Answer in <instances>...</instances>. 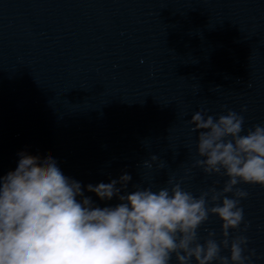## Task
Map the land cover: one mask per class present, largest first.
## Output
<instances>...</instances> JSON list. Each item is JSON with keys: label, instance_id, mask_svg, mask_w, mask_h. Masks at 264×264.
Listing matches in <instances>:
<instances>
[{"label": "clouds", "instance_id": "clouds-1", "mask_svg": "<svg viewBox=\"0 0 264 264\" xmlns=\"http://www.w3.org/2000/svg\"><path fill=\"white\" fill-rule=\"evenodd\" d=\"M188 123L199 130L196 166L228 178L221 191L213 187L197 197L169 180L171 188L135 185L128 192L125 173L86 186L102 201H119L100 207L51 154L20 153L15 170L0 175V264H171L173 257L176 264H245L247 237L229 240V230L244 221L240 200L248 193L236 186H264V126L242 134L244 117L231 110L216 119L198 111ZM210 214L222 221L219 243L214 232L200 242L198 229Z\"/></svg>", "mask_w": 264, "mask_h": 264}]
</instances>
